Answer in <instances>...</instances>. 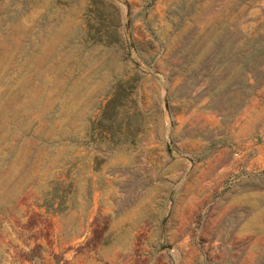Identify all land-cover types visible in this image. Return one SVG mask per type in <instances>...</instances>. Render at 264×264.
I'll list each match as a JSON object with an SVG mask.
<instances>
[{
  "label": "rangeland",
  "instance_id": "1",
  "mask_svg": "<svg viewBox=\"0 0 264 264\" xmlns=\"http://www.w3.org/2000/svg\"><path fill=\"white\" fill-rule=\"evenodd\" d=\"M0 264H264V0H0Z\"/></svg>",
  "mask_w": 264,
  "mask_h": 264
}]
</instances>
